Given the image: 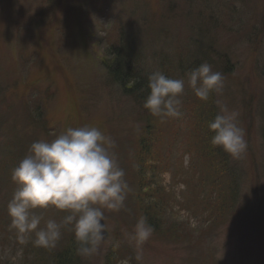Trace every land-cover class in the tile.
<instances>
[{
	"label": "rangeland",
	"instance_id": "374dc122",
	"mask_svg": "<svg viewBox=\"0 0 264 264\" xmlns=\"http://www.w3.org/2000/svg\"><path fill=\"white\" fill-rule=\"evenodd\" d=\"M118 28L145 48L144 65L152 72L163 64L176 75L192 70L194 60L224 74L223 92H212L209 105L217 114L219 100L238 113L247 150L238 159L228 155L241 211L218 228L195 207L198 190L210 194L221 176L199 163L196 146L203 148L204 136L197 142L189 121L174 126L150 116L159 157L144 163L142 179L169 206L148 241L137 246L130 238L141 217L129 203L139 188L134 159L146 124L138 105L104 70L106 47ZM180 55L184 67L178 66ZM224 57L228 68L219 62ZM84 125L115 141L112 151L130 195L119 211L103 210L106 240L77 264H119L126 257L130 264H264V0H0V264H33L36 251L35 233L22 242L8 216L18 187L12 169L31 143ZM168 150L172 155L162 159ZM192 173L194 184L200 179L194 193L191 176L184 181ZM32 211L42 216L41 226L65 216L52 206Z\"/></svg>",
	"mask_w": 264,
	"mask_h": 264
},
{
	"label": "clouds",
	"instance_id": "9594fccd",
	"mask_svg": "<svg viewBox=\"0 0 264 264\" xmlns=\"http://www.w3.org/2000/svg\"><path fill=\"white\" fill-rule=\"evenodd\" d=\"M187 84L200 100L211 92L222 94L224 74L202 62L186 73ZM148 94L143 107L160 118L182 115L181 97L185 79L166 77L160 71L148 76ZM219 111L208 122L213 133L210 143L220 147L232 158H240L247 150L245 130L239 126L238 113L221 101ZM115 141L96 126L68 127L51 140L30 144L28 152L12 169L11 178L17 184L7 205L11 225L20 234L35 233L34 243L42 248H54L61 238V229L71 226L78 247L76 254H95L105 239L104 209L119 211L124 206L129 186L125 172L119 166L112 149ZM52 206L67 214L58 222L48 219L41 226L42 216L32 210ZM154 232L146 217L133 226L130 238L143 245ZM140 260L139 254L135 257ZM119 264H130L123 258Z\"/></svg>",
	"mask_w": 264,
	"mask_h": 264
},
{
	"label": "trees",
	"instance_id": "16d2710c",
	"mask_svg": "<svg viewBox=\"0 0 264 264\" xmlns=\"http://www.w3.org/2000/svg\"><path fill=\"white\" fill-rule=\"evenodd\" d=\"M133 35L134 34H130V32L124 28H118L116 30L114 39L110 40L106 47L107 60L104 63V70L117 89L138 105L145 120L146 125L142 130V137L136 142L137 153L134 159L135 164L138 165V167L136 165L134 166V173L139 179V188L135 196L130 199L132 202L129 204L131 210L138 213L140 216L146 217L147 221L154 226L155 224H159V213H163L169 205L163 202L164 196L161 198L160 194L156 193L152 187L146 184L144 178L142 179L144 169L142 168V171L141 167L145 165L144 163L147 162L150 164V158H154V154L159 157V153L156 151L153 152L154 149L152 146L155 143L157 145L160 139L158 140V130L155 131L150 128L154 127L149 120V117L153 115L143 107L144 97L149 91L147 87L148 76L153 72L145 67V58L143 57L145 48L140 47V45L136 43V38H134ZM219 62H221L224 67L228 68L225 57L224 59L220 58ZM179 63L180 65L178 64V66H185V59L182 55L179 56ZM194 63H196L194 60L189 61V68H196L197 65ZM162 67L163 64L161 65V68ZM161 68L160 72L166 77L173 79L185 78L187 82L186 73L190 71L187 67L183 68V71L179 74L177 73L178 75L171 72L169 68ZM212 96L213 93L211 92L207 100H200L194 95L193 90L189 86H186L183 96L181 97L182 115L178 118L163 119L169 121L168 125L172 124L174 126L178 125L180 122L184 123L185 121H189L192 124L191 133L196 137L197 142L200 141L198 138L199 136H204L205 143L203 148L201 149L199 145L196 146V151L201 153L199 155L201 156L199 163L202 167L206 168L207 171L212 169L211 173L213 175L221 173V176L220 178H214V183L212 184L213 192H210V194H205L203 189L198 190V194L194 196L197 201L195 207L201 211V216L207 225L213 224L218 228L219 225L224 224L230 216H233L236 211V215H238L241 209L237 204V181L234 171L232 170L233 167L229 164L228 154L220 147L213 146L210 143L213 133L208 129V122L216 115L214 106L209 105L210 102H213ZM199 108L201 109V114H198ZM178 139L179 138L173 139V145L180 146ZM191 146H195V141L193 143L191 142ZM171 155V151L168 150L162 159ZM169 163L168 160L164 162L166 165ZM193 175L194 173L190 174L184 180L186 181V179L191 176L189 178V191L191 193H194V190L198 188L200 182V179H198V182L194 184ZM140 191L144 193H139ZM128 195H130V186ZM62 213L65 215L67 214L66 212ZM210 229L211 228H207L205 233H208ZM34 245L36 251L33 254V264H77L80 260V256L77 255L75 251L78 245L73 238L70 225L62 228L61 240L57 242L54 248L46 249L36 244Z\"/></svg>",
	"mask_w": 264,
	"mask_h": 264
},
{
	"label": "water",
	"instance_id": "95a60500",
	"mask_svg": "<svg viewBox=\"0 0 264 264\" xmlns=\"http://www.w3.org/2000/svg\"><path fill=\"white\" fill-rule=\"evenodd\" d=\"M103 223V222H102ZM106 240V233H105V239H104V241Z\"/></svg>",
	"mask_w": 264,
	"mask_h": 264
}]
</instances>
